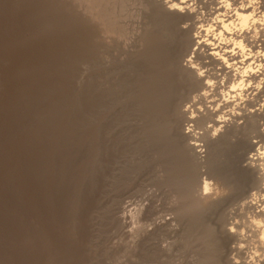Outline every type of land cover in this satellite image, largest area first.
<instances>
[{
  "label": "bare ground",
  "instance_id": "obj_1",
  "mask_svg": "<svg viewBox=\"0 0 264 264\" xmlns=\"http://www.w3.org/2000/svg\"><path fill=\"white\" fill-rule=\"evenodd\" d=\"M35 1L0 12L26 19L0 68L36 41L0 97L1 165L20 106L50 98L0 198V264H98L101 233L106 264H264V0Z\"/></svg>",
  "mask_w": 264,
  "mask_h": 264
},
{
  "label": "rangeland",
  "instance_id": "obj_2",
  "mask_svg": "<svg viewBox=\"0 0 264 264\" xmlns=\"http://www.w3.org/2000/svg\"><path fill=\"white\" fill-rule=\"evenodd\" d=\"M39 4H40V0L35 1V5L39 6ZM0 6H2L5 9L4 11H2L0 7L1 13H5L7 10L8 11L11 10L16 13V12H20L23 8L20 3V0H3L0 3ZM1 13H0V29H1L0 30V66H2L4 55L6 54L9 48L8 46H12V47L15 46L16 43L14 39H20L22 36V34L18 36V33L15 32V30H18V31L21 30V33L24 34L23 27H25L26 25L25 24L26 19L15 24V23L6 21L7 16L5 17V15ZM33 42H36V41H26V40L23 41L22 39L20 46H23V47L19 49L18 53L14 54V57L12 58V62L10 61L11 63L9 65L7 64L5 68H0V97L3 96L5 93L9 92L10 88L15 87L14 90H16L21 85V83H23L24 75L29 77V73L27 74L25 73L22 76L20 75L14 76V74L12 75V72L14 71V70L12 71V69L18 63L17 58L21 55L23 48H24L23 57L30 56L31 50L35 45ZM25 44L26 46L24 47ZM16 47H19V44H17ZM2 71H6V74ZM54 71H55L54 68H47L46 76L45 74L44 76L48 79L50 77L49 74L53 73ZM7 75H9V78H6ZM39 91L40 90L34 89L32 92V94H34L33 100L35 101V105H28V106H22V107L20 106L19 108L18 117L20 119V127L23 132L20 133L19 131H16L14 133V139H13L14 143L11 146L13 152L7 156L8 160H4L2 165L0 162V182L1 183L5 182V180L4 181L2 180L3 178L2 175H4L7 172H13L16 168V163L20 159L24 160L22 159L23 155L21 153V150H22L21 148H23L26 141L28 140L27 134H28L29 129L31 127H34L35 121L33 118V112H35V110L37 109L46 107L47 103H49L50 101V98H47L46 102L44 101V99H40L41 95L39 96ZM59 95H60V91L56 93V96H59ZM19 101L20 99L17 100V102ZM10 124L11 122L9 121L8 118H5V121L1 123L0 139H4L9 135V132L11 131ZM24 131H27V133L25 134ZM262 143L264 144V142ZM68 152H70V149H68ZM14 174H16V176L13 181L9 182L10 186L2 187V185L0 184V198L2 197V195H5L6 193H10L11 195V192L9 189H11L17 197L21 195L19 192H21L22 175L20 173H15V171H14ZM3 220L5 221L7 220L9 222V226L6 230L1 232L3 237L1 238L2 243L0 244V251L7 250L8 247L10 248L12 246L10 237L12 234H16L18 230L16 228L17 225L13 223L10 218H6V214H3V212H0V228L2 227L1 223L4 222ZM102 236L103 235L101 233V236L100 234H98L96 238L94 237L98 245V248H97L98 252L96 253V257L94 259L96 260V263L98 264L108 263L107 259H105V257L102 254L105 249V243H104V239ZM116 257L117 256H115L114 258V256L111 255L109 258L111 261H113L114 259H116ZM103 259L106 262H103ZM122 259L123 260L125 259L124 261L130 259L129 261H132V257L130 256H124L122 257ZM92 264H94V262Z\"/></svg>",
  "mask_w": 264,
  "mask_h": 264
},
{
  "label": "clouds",
  "instance_id": "obj_3",
  "mask_svg": "<svg viewBox=\"0 0 264 264\" xmlns=\"http://www.w3.org/2000/svg\"><path fill=\"white\" fill-rule=\"evenodd\" d=\"M165 3L169 6V8H177V7H179V5L174 2V0H171V2H170V0H165ZM218 131H219V129H216L212 133L213 136L216 135V132H218ZM261 155H264V153H261ZM204 190H205V192H207L209 190L207 185H205V189Z\"/></svg>",
  "mask_w": 264,
  "mask_h": 264
}]
</instances>
